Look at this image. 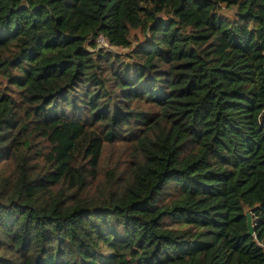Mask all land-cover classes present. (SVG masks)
<instances>
[{"label": "trees", "instance_id": "16d2710c", "mask_svg": "<svg viewBox=\"0 0 264 264\" xmlns=\"http://www.w3.org/2000/svg\"><path fill=\"white\" fill-rule=\"evenodd\" d=\"M0 264H264V0H0Z\"/></svg>", "mask_w": 264, "mask_h": 264}, {"label": "water", "instance_id": "95a60500", "mask_svg": "<svg viewBox=\"0 0 264 264\" xmlns=\"http://www.w3.org/2000/svg\"><path fill=\"white\" fill-rule=\"evenodd\" d=\"M246 217H247V228H248V234L249 235H253V227L251 224V216L249 213H246Z\"/></svg>", "mask_w": 264, "mask_h": 264}, {"label": "rangeland", "instance_id": "374dc122", "mask_svg": "<svg viewBox=\"0 0 264 264\" xmlns=\"http://www.w3.org/2000/svg\"><path fill=\"white\" fill-rule=\"evenodd\" d=\"M99 43L101 44V46H103L104 48H107V49H113L111 47H109V45L107 44V42L103 39H100L99 40ZM116 51L118 52H125L126 50H122V49H115Z\"/></svg>", "mask_w": 264, "mask_h": 264}]
</instances>
